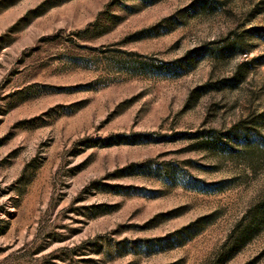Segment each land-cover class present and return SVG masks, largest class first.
<instances>
[{"label":"rangeland","instance_id":"rangeland-1","mask_svg":"<svg viewBox=\"0 0 264 264\" xmlns=\"http://www.w3.org/2000/svg\"><path fill=\"white\" fill-rule=\"evenodd\" d=\"M0 264H264V0H0Z\"/></svg>","mask_w":264,"mask_h":264}]
</instances>
